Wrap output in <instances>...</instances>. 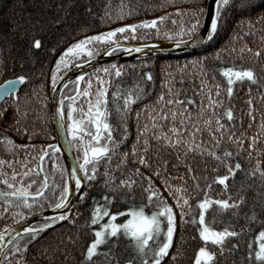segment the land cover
Listing matches in <instances>:
<instances>
[{"label":"snow or ice","instance_id":"1","mask_svg":"<svg viewBox=\"0 0 264 264\" xmlns=\"http://www.w3.org/2000/svg\"><path fill=\"white\" fill-rule=\"evenodd\" d=\"M253 7L254 0H209L207 9L200 7L190 14L176 9L177 14L188 15V21L187 24L182 21L180 30L176 33L167 31V38L173 40L175 36H187L189 42L196 44L200 36L192 34L197 33L201 17L207 14L209 24L206 26L205 39L211 41L219 34L226 12H231L234 8L243 14ZM104 9L103 17L112 19L110 4H105ZM132 11L134 9L121 0L115 18L122 20ZM164 19V16L144 19L83 35L60 52L51 67L49 84L52 92L57 91L58 84H64L65 87L67 83L72 84V88L68 89L69 94L65 95L61 90L59 98L53 96L52 99L55 101L59 127L66 133L68 149H75L77 152L76 166L69 173L58 164L56 153L60 151V147L56 143L42 146L33 155L35 145L17 143L6 133H0V148L7 154V158L0 157V185H3L0 187V217L10 213L14 222H17L32 216L35 208L43 207L41 201L49 199L46 190H51L55 199V202L49 201L48 207L54 210L69 208L73 190L78 193L79 200L83 201L86 193L80 191L82 186L90 188L99 181L102 193L99 199L92 197L89 215L84 222L90 235L81 246L78 264H98L99 261L103 264H162L175 242L177 218L181 226L191 224L201 242L192 264H218L226 252L234 255L232 264H264V199L259 201V208L253 204L248 211H239L245 202L244 181L256 177L261 182L257 188L264 186V168L261 167V161L253 157V152L256 157L264 155V150L257 145V141L264 143V113H261L256 133L246 136L242 130L237 134L240 125L236 123L238 118L233 111L234 105H225V98L230 101L233 96L234 86L244 81L250 85L257 84L260 95L264 97V77L258 76L253 67L235 63L237 59L242 61L245 54L249 57L261 56V48H251L244 39L246 36H256L251 19L238 20L239 31H233L231 46L225 48L223 53L220 49H215L214 54H208L220 62L218 67L213 66L211 69V78L208 77L209 69L204 63L208 55L178 65L181 70L179 80L166 73V78L161 81L162 88L166 91H159L154 101L143 103L135 112L132 111L133 104L153 91L148 83L153 81L150 72H144L130 86L118 79L124 73V67L115 63L96 67L89 74L76 75L71 81L66 82V78H61L62 73L67 72L70 66L86 65L98 54V49L102 48L107 55L114 49L124 47L120 41L136 40L138 29H155L159 36L160 24ZM257 21L264 22V10L257 16ZM172 23L175 24L176 20L173 19ZM139 38L144 39L143 36ZM259 39L261 47H264V35ZM175 43L179 45L185 41L176 40ZM41 45L40 37L30 35L27 54L31 55L33 49H39ZM133 50L140 52L141 48L134 47ZM51 51L55 52V48ZM225 54L231 57L226 66L223 60ZM189 64L199 67L196 74L199 87L195 88V95L190 94L185 87L183 72ZM0 68L8 71L6 63L0 64ZM216 72L225 79L224 86L216 81ZM29 79V76L20 72L0 84V100H3L0 118L11 108V128L17 136H26L31 140L33 133L23 123L30 108L25 104L22 109L21 98L17 94L19 86ZM248 91L247 115L248 126L251 127L254 114L259 109L253 106L250 87ZM35 96L37 93L33 91L27 99L30 101ZM113 113L116 115L115 124L109 119ZM130 116L135 119L136 132L129 144ZM245 137L248 140V159L254 160L251 168H245L236 158L244 150ZM222 143L224 147H221ZM228 143L233 144L237 151L233 152L228 148ZM21 151L24 152L23 156L20 155ZM46 157L51 160L53 175L56 171L61 173L59 184L50 181L45 173ZM200 165L205 169L203 178L206 183L203 186L200 184L201 173L197 171ZM210 166L211 171L216 173L211 181L207 174ZM181 167L184 172L174 176L173 172H179ZM220 168L224 170L223 174L219 173ZM238 172L243 173L244 180L236 186ZM42 174L43 178L38 179ZM153 177L160 180V185L155 183ZM188 180L192 181L193 190L202 193L195 199V206L193 198L196 191L189 190ZM213 182L222 186L223 197L210 194ZM229 182L235 187V195L229 190ZM136 188L141 190V202L121 209V201L135 200ZM164 192H167V196ZM169 197L173 201L171 204L168 202ZM209 209L216 214L231 212L227 220L223 221V228L213 227L218 221L216 215L211 220L206 217ZM79 215L76 212L69 217L61 211L56 216L47 217L38 226L24 227V235L17 233L10 250L2 246L5 232L0 231V253L7 252L3 264H13L8 257L16 254L19 256L16 257L15 264H27L24 254L39 233L58 221L67 220L74 224V217ZM240 216H243L245 223L237 227L233 217ZM257 223L262 227L254 237L255 245L252 239H248L242 246L241 237L251 232L253 225ZM8 231L12 229L8 228ZM68 239L75 245L76 239ZM122 242L125 243V249L131 250L128 256L123 251H117ZM56 250L45 248V259H51ZM235 254H239L238 260ZM182 255L180 250L172 252V264H178L177 258Z\"/></svg>","mask_w":264,"mask_h":264},{"label":"trees","instance_id":"2","mask_svg":"<svg viewBox=\"0 0 264 264\" xmlns=\"http://www.w3.org/2000/svg\"><path fill=\"white\" fill-rule=\"evenodd\" d=\"M206 2L207 0H124V3L129 5L134 11H132L130 15L126 14L124 19L121 20L115 18V13L118 6L121 4V0H0V64L6 63L8 68V71H4L0 68V84H2L5 79L11 78L13 74H19L20 72L29 76V81H26L22 86H19L17 94L21 98L22 109L25 104L30 108L27 118L23 123L28 127L29 131L33 133V136L32 139L29 140L26 136H17L15 134L10 126L13 119L11 108H9V111L4 117L0 118V133H6L17 143L35 145L36 147L32 152L33 155L36 152H39L42 146L54 143L55 133L53 131V123L51 122L48 101L50 94L49 75L56 57L59 56L60 52L73 41L79 39L83 35L103 32L121 24L135 23L140 20L153 19L160 16H164L165 19L163 23L160 24L159 36H157L155 29H138L137 39H130L126 42L144 43L148 41L186 40L188 38L187 36H175L173 40L167 38V31L176 33L180 30L182 21L185 24H187L188 21V15L181 16L180 14H177L175 10L180 9L182 13L190 14L192 10L200 7L206 9ZM105 4H110V10L113 14L112 19L103 17ZM262 10H264V0H254V7L250 11L245 10L244 13L241 14L233 8L231 12H226L223 17L224 24L221 27L219 34L215 35L213 40L208 41L194 51L185 54L155 56L134 61H126L123 63H115L124 67V73L118 79L129 86L134 81L139 80L144 72H150L153 76V81L148 82L153 91L143 100L133 104L132 111L135 112L143 103L154 101L156 94L161 90H165L162 88L161 81L166 78V73L174 75L178 81L181 75V70L178 65H184L187 61L194 60L199 56L214 54L215 49H220L223 53L225 48H229L231 46V35L234 30L239 31L237 22L242 18L251 19L255 25V38L252 36H246L244 39L251 48H261V56L257 58L255 56L249 57L248 54H245L242 61L237 59L235 60V63L237 65L242 64L245 67H253L258 76L264 77V47H261L262 42L259 39L261 35H264V22L257 21V16L261 14ZM173 19L176 20L175 24L172 23ZM202 21L203 16L201 17V23ZM83 29H87V31H83ZM197 33H193L192 35L194 36ZM30 35L40 37L42 45L39 49H33L31 55H28L26 49L28 48V37ZM140 36H143L144 39H140ZM53 48H55V52L51 51ZM101 50L102 48L98 49V53L101 52ZM121 51V49H117L113 52ZM223 60L225 61L226 66L227 62L231 60V57L225 54ZM21 62H23L22 65ZM204 63L205 67L209 69L208 77L211 78L213 74L211 69L213 66L218 67L220 62L214 60L212 55H208V58ZM92 72L93 71H91V73ZM198 72L199 67H192L190 64L183 72L185 76V87L188 88L189 93L193 95H195V88L199 87V83L196 79V74ZM189 76H191L190 80ZM216 81L221 83L222 86L226 84L225 79L219 74V72H216ZM93 83L95 84V81H93ZM249 87L252 90L251 95L253 106L255 109H259V112L254 114L255 119L252 121L251 127L248 126L249 117L247 115ZM70 88H72L71 83L63 88L65 95L69 94L68 89ZM33 91L37 93V96L29 101L27 97H31ZM45 97H47L46 100ZM8 99L10 100L11 98L9 97ZM225 105H234L233 111L238 118L236 123L240 125L237 134H239L241 130L246 133V136L256 133L257 125L262 118L261 113H264V97L260 95V89L257 84L250 85L247 81L236 84L234 86L231 100L229 101V99L225 98ZM0 106H3V100L0 101ZM109 119L115 124V113H113ZM128 123L131 133L128 141L130 144L131 139L135 136L136 122L135 119L130 116ZM247 144L248 140L245 137L244 150L241 151L236 158L240 160L245 168H251L253 167L254 160L248 159ZM257 145L261 150H264V143L257 141ZM224 146L225 145L222 143L221 147ZM226 146L233 152L237 151L236 147L231 143H228ZM72 151L76 156V150L72 149ZM20 155L23 156L24 152L21 151ZM0 157L7 158V154L2 148H0ZM56 157L58 164L65 170L60 154L56 153ZM253 157L254 159H259L261 161V167L264 168V155L256 157L255 152H253ZM44 169L45 173L48 174L50 181L57 184L60 183L61 173L60 171H56L53 175L51 160L47 157L45 159ZM17 170H19L18 167ZM169 171L172 170L169 169ZM197 171L201 173L200 184L203 186L206 183L203 178L205 172L203 165H200ZM223 171L222 168L219 169L220 174H223ZM183 172L184 169L181 167L180 171L173 172V175L178 176ZM207 174L209 181H211L216 173L211 171L210 166L207 169ZM42 178L43 174L38 179ZM153 180L157 185H160L161 182L159 179L153 177ZM243 180V173L238 172L236 176V186H238ZM244 182L246 183V188L243 192L245 195V202L240 206L239 211L241 213L248 211L249 206L253 204L259 208V201L264 199V186L257 188V185L261 182L256 177L250 178ZM191 184L192 181L188 180L189 190L196 191L191 188ZM247 185H251V187H247ZM0 187H3V185H0ZM229 190L235 195V187L231 182H229ZM46 191L49 199L41 201L43 207L35 208L33 214L49 209L50 207L47 206L49 201L55 202L52 191ZM135 191V200L128 202L121 201V209L132 203L139 204L141 202V190L136 188ZM84 192L86 193L85 199L83 201L78 200L74 207L75 209L73 213H80L79 216L74 217L75 223L73 224L65 221V223L59 226L39 233L37 239L30 242L28 251L24 254L27 264H78V261L81 259V246L85 244V241L90 235L84 227V222L85 218L89 215V210L92 205V197L95 196L99 199L102 193V189L99 187V181L95 182L90 188H84ZM209 192L213 196L219 195L223 197L222 186L218 183L213 182ZM164 195L167 196V192H164ZM201 195L202 193L196 191V195L193 198L194 206L195 199ZM168 202L170 204L173 203L170 197ZM73 213L70 217L73 216ZM214 215H216L218 222L214 223L213 227L223 228V221L227 220L231 215V212L216 214L212 209H209L206 213V217L209 220H211ZM233 220L236 221L237 227L245 223L243 216L233 217ZM14 223L16 222H14L12 215L10 213H5L4 217H0V231L10 227ZM39 224L41 223H35V225ZM177 225L174 234L175 242L169 250V256L164 258L162 264H172L170 255L177 250H180L183 253L182 256L177 258L178 264H192L195 251L200 246L201 242L199 241L195 228L191 224H184L181 226L179 219L177 218ZM261 227V224H254L252 231L246 236L241 237L242 246L246 244L248 239H252L253 245H255L254 237ZM78 233L79 237H77ZM68 237L76 239L75 245H73ZM193 237L196 238L193 239ZM227 247H230V245H227ZM45 248H48L50 251L58 250L54 252L51 259H45ZM8 249L10 250L11 246ZM117 251H123L125 256L131 254L130 249H125L124 242L121 243L120 248L117 249ZM5 256H7V252L4 253L1 264H3ZM17 256H19V254L9 256L8 259L12 260L13 264H15ZM225 257H221L218 264H232L234 255L226 252ZM235 258L238 260L239 254H235ZM98 264H103V262L99 261Z\"/></svg>","mask_w":264,"mask_h":264},{"label":"water","instance_id":"3","mask_svg":"<svg viewBox=\"0 0 264 264\" xmlns=\"http://www.w3.org/2000/svg\"><path fill=\"white\" fill-rule=\"evenodd\" d=\"M209 0L206 2V9L208 7ZM209 24V19L207 14L203 16V21L201 23V26L198 30V33L194 36L199 35L200 39L196 44H192L188 41V38L183 44L177 45L175 41H148V42H126L122 41L120 42L121 45L124 47L120 48L121 52L114 53V49L109 54L105 55L103 49L101 52H99L91 61H89L86 65L85 64H79L78 66H70L69 70L67 72L62 73V79L66 78L67 81L74 80L76 75H79L81 73L89 74L91 71H94L96 67H102L104 65L112 64V63H123L126 61H134L137 59H144L149 57H155V56H166V55H177V54H185L191 51H194L198 49V47L204 45L208 42V40L205 39L206 37V26ZM134 47H140L141 51L136 52L134 51ZM126 49V50H125ZM69 83H67L68 85ZM65 87L64 84H58L57 91L52 92L51 88L50 94H49V111L51 114V122L53 123V131L55 133V140L54 143L58 144L60 147V151L57 152V154H60L63 165L65 166V170L70 173L72 167L75 165V154H73L72 149L69 150L67 146V139H66V133L63 129L59 127V123L57 121V117L55 115V108L54 103L55 101L52 99L53 96H55L57 99L59 98L60 91L64 90ZM1 101V100H0ZM80 191H84V187L82 186ZM79 200L78 193L73 190L71 193V202L69 205V208L65 209H52L49 208L47 210H44L43 212L35 213L32 216L26 217L23 221H18L14 224H12L10 227L12 231H8V228L2 230L5 232V239L3 241V247H6L7 249L11 246V243L17 238V233H19L21 236L24 235L23 228L27 226H37L34 225L35 223H43L45 222V219L47 217H53L56 216L59 212H64L69 217L74 211L75 204ZM67 221V220H65ZM65 221H58L56 224L52 225L49 229H52L56 226H59ZM47 230V229H46ZM5 253V252H4ZM4 253H0V264L1 260L4 256Z\"/></svg>","mask_w":264,"mask_h":264},{"label":"rangeland","instance_id":"4","mask_svg":"<svg viewBox=\"0 0 264 264\" xmlns=\"http://www.w3.org/2000/svg\"><path fill=\"white\" fill-rule=\"evenodd\" d=\"M35 225V224H34ZM38 226V225H37Z\"/></svg>","mask_w":264,"mask_h":264}]
</instances>
